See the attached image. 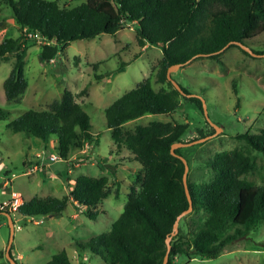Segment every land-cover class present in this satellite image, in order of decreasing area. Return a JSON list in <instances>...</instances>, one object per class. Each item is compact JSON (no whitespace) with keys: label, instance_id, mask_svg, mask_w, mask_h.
<instances>
[{"label":"trees","instance_id":"1","mask_svg":"<svg viewBox=\"0 0 264 264\" xmlns=\"http://www.w3.org/2000/svg\"><path fill=\"white\" fill-rule=\"evenodd\" d=\"M0 3L10 9L20 30L16 37L0 39V60L14 51L11 68L2 82L6 100L15 99L27 86L25 52L29 39L35 40L27 36L29 32L38 33L43 39L39 49L43 61L55 57L71 41L101 33L113 35L129 23H134L140 46L160 47L162 57L155 73L160 87L152 86L150 75L144 77L104 110L113 150H127L141 166L142 173L136 175L139 186L130 184L123 209L110 228L79 247L89 249L105 264H162L165 238L176 216L188 207L182 181L184 164L177 154L185 155L182 147L175 148V154L170 151L172 144L183 141L181 136L188 124L152 119L129 128L125 123L145 114L173 112L180 105V96L195 99L202 109L197 96L187 97L172 84L166 76L167 68L175 63L183 65L198 56L218 59L220 49L229 42V46H238L249 54L234 42L246 43L264 30V0H84L73 6L60 5L57 0H0ZM4 21L0 20V28ZM9 116L10 111L0 107V120ZM5 126L13 133L32 136L36 145L46 151L54 149L65 161L83 145L98 142L91 131L89 116L68 89L46 108H27L7 120ZM208 128L214 131V127ZM237 137L248 148L264 155V127L257 132L247 129ZM205 162L212 171L209 180L193 182L188 171L186 178L192 212L202 211L203 220L193 227L188 221L189 213L179 219L178 230L170 239L166 264H178L175 260L178 256L187 260L194 256L216 257L235 239L247 237L264 221V183L255 184L245 177L254 168L253 155L237 148L219 150ZM117 164L113 163L111 169L113 177ZM108 180L107 175L79 174L72 186L68 184V198L33 195L14 210L24 216L53 215L61 212L69 199L89 209L110 193ZM118 189L115 182L114 196H118ZM0 210L11 211L3 207ZM86 213L92 218L97 215L96 211ZM45 264L72 262L62 249Z\"/></svg>","mask_w":264,"mask_h":264},{"label":"rangeland","instance_id":"2","mask_svg":"<svg viewBox=\"0 0 264 264\" xmlns=\"http://www.w3.org/2000/svg\"><path fill=\"white\" fill-rule=\"evenodd\" d=\"M57 1L60 5L73 6L84 0ZM2 19L5 21L0 28V39L20 34L10 9L0 3ZM29 40L24 58L27 86L15 99L6 100L2 87L14 51L8 53L7 59L0 60V107L10 111L7 120L30 107L46 108L68 89L89 116L91 131L98 142L75 150L68 161L50 160L48 155L55 152L54 149L44 150L33 142L32 136L13 133L5 126L7 120H0V207L8 203L3 208L11 210L13 222L9 254L16 264H45L53 254L64 249L72 264H105L98 255L79 245L110 228L123 209L130 184L139 186L136 175L142 173V169L127 150H113L104 110L144 77L150 75L152 86L160 87L155 73L162 57L161 49L158 45L140 46L134 23L125 24L113 35L101 33L71 41L47 61L39 57L41 40ZM244 44L252 50H264V30ZM122 63L125 64L119 68ZM95 74H99L100 79H95ZM170 74L180 87L203 100L208 119L195 99L180 96V105L175 111L145 114L126 122L125 126L132 128L152 119L186 122L183 141L212 134L214 131L208 128L212 126L216 133L211 137L182 147L188 159L189 179L193 182L209 180L212 171L205 159L215 151L237 148L250 152L254 158V168L245 177L255 184L264 183V155L248 148L244 140L237 137L247 129L257 132L264 127V54H247L238 46L228 45L220 51L218 59L194 57L173 68ZM116 162L113 177L111 169ZM79 174L107 175L110 193L89 209L69 199L66 207L53 215L24 216L14 210L33 195L68 198V184L72 186ZM115 182L119 184L118 196H114ZM12 192L17 194L16 198ZM87 211H96V217H90ZM188 213V221L197 227L203 220V212L191 210ZM9 232L7 216L0 212V264H12L5 254ZM175 260L178 264H264V221L247 237L235 239L216 257L194 256L187 260L185 256H178Z\"/></svg>","mask_w":264,"mask_h":264},{"label":"water","instance_id":"3","mask_svg":"<svg viewBox=\"0 0 264 264\" xmlns=\"http://www.w3.org/2000/svg\"><path fill=\"white\" fill-rule=\"evenodd\" d=\"M230 43V42H229ZM227 43L225 46H223L220 50H222L223 48H225L226 46H228ZM236 44H238L242 49L246 50L247 52H249L250 54L252 55H260V54H264L263 53H256L254 52L250 47H248L247 45H245L244 43L242 42H234ZM182 65V63H175V64H172L170 65L167 70H166V76L167 78L172 82V84L184 95H186L187 97H190V96H196L195 94H192V93H185L181 87L179 86V84L174 81L171 77V70L173 68H176L178 66ZM201 104H202V111L206 117V119H208V116H207V112H206V109H205V105H204V102L203 100H201ZM217 129V127H215ZM220 129V128H219ZM216 133V130H214V132L212 134H208V135H205V136H202V137H199V138H196V139H193V140H190V141H182V142H176L174 144L171 145L170 147V151L172 154H175L174 153V149L177 148V147H183V146H188V145H191V144H195V143H198V142H202L204 141L205 139H208L209 137H211L213 134ZM177 156L182 160L183 164H184V171H183V175H182V181H183V185H184V191H185V194H186V197H187V200H188V207L183 210L182 212H180L174 222H173V227H172V230L170 232V234L167 235V237L165 238V242H166V251H165V254H164V257H163V261H162V264H166L167 262V259H168V252H169V249H170V239H171V236L174 235L177 230H178V222H179V219L185 215L186 213H188L189 211L192 210V199H191V195L189 193V190H188V187H187V181H186V178H187V171H188V163H187V160L185 158V156L183 155H179L177 154ZM0 212H3L6 216H7V219H8V225H9V229H10V232H9V239H8V243L6 245V248H5V254L6 256L8 257V259L11 261L12 264H16V262L13 260V258L11 257V255L9 254V248H10V245L12 243V238H13V222H12V218H11V215L9 212L7 211H1Z\"/></svg>","mask_w":264,"mask_h":264},{"label":"built area","instance_id":"4","mask_svg":"<svg viewBox=\"0 0 264 264\" xmlns=\"http://www.w3.org/2000/svg\"><path fill=\"white\" fill-rule=\"evenodd\" d=\"M27 36L28 37H31V38H34V39H36V40H41V42H43V39H42V37L40 36V34H38V33H32V32H29L28 34H27ZM40 42V43H41ZM48 157H49V159L50 160H60L61 158H60V156H59V154L57 153V152H50L49 153V155H48ZM6 180L7 179H4V183H6ZM12 194H13V196L16 198V196H17V194L15 193V192H12ZM8 203H5L4 205H1V207H3V206H6ZM0 207V208H1Z\"/></svg>","mask_w":264,"mask_h":264},{"label":"crops","instance_id":"5","mask_svg":"<svg viewBox=\"0 0 264 264\" xmlns=\"http://www.w3.org/2000/svg\"><path fill=\"white\" fill-rule=\"evenodd\" d=\"M36 154H38V153H36Z\"/></svg>","mask_w":264,"mask_h":264}]
</instances>
